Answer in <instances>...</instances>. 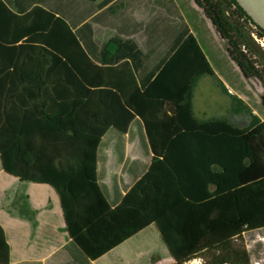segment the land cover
Masks as SVG:
<instances>
[{"label":"trees","instance_id":"trees-1","mask_svg":"<svg viewBox=\"0 0 264 264\" xmlns=\"http://www.w3.org/2000/svg\"><path fill=\"white\" fill-rule=\"evenodd\" d=\"M65 1L0 0V157L5 172L56 191L66 264H92L150 224L171 264H253L264 243L248 249L244 235L264 229V119L229 93L173 0L180 22L169 13L168 28L164 19L126 26L129 0ZM194 1L264 89V51L251 35L252 25L264 30L236 0ZM96 26L116 32L103 39ZM139 29L148 48L123 33ZM204 75L230 97L233 115L250 117L247 126L195 115ZM103 139L116 140L118 157L126 140L142 145L143 159L124 166L130 183L119 203L98 181ZM7 251L0 226V264Z\"/></svg>","mask_w":264,"mask_h":264},{"label":"crops","instance_id":"crops-1","mask_svg":"<svg viewBox=\"0 0 264 264\" xmlns=\"http://www.w3.org/2000/svg\"><path fill=\"white\" fill-rule=\"evenodd\" d=\"M129 1L131 2V9H128L127 15L124 17L123 21L127 22L126 26L130 28L134 25L132 21H137L146 25L157 21V19L166 20V23L162 26L168 28L171 26L167 19V17L170 16L169 13H171L173 26L180 22L175 16V9L170 5V0ZM182 1L183 0H173L181 17L190 28V31L196 36L209 59L198 37L195 22L188 11L184 9ZM65 2L66 4L72 3L71 0ZM194 5L196 6L197 4L193 0L192 6ZM171 7L172 10H170ZM115 32L116 29L96 26V33L103 39H106ZM123 33L124 35L139 38L141 46L148 48V36L144 35L141 29L137 31L132 30L131 32L124 31ZM167 39L166 37V42L163 46L160 44V47L158 45L156 47L161 48V50H167L170 44ZM150 47L151 46H149V48ZM215 72L221 79L216 70ZM193 109L195 115L200 118L194 107V97ZM116 145L117 143L114 139H103L101 141L100 151L102 155L97 160L96 172L102 192L106 198L119 203L121 197L127 191L125 185L130 183V178L124 173V166L128 160L135 158L143 159V151L140 141L133 140L131 142L126 140L123 144V154H121V157H118ZM0 226L4 231L5 240L8 245L7 256L5 258L8 259V264H66L68 262V255L62 249L69 243L70 238L66 231L65 220L56 191L48 184L22 181L18 177L5 172L1 157ZM150 226H154L157 230L154 224H150L144 229ZM134 236L128 238L97 259L92 260V264H98L106 255L120 249ZM158 236L162 242V248L167 249L160 234ZM0 260H2V254Z\"/></svg>","mask_w":264,"mask_h":264},{"label":"rangeland","instance_id":"rangeland-1","mask_svg":"<svg viewBox=\"0 0 264 264\" xmlns=\"http://www.w3.org/2000/svg\"><path fill=\"white\" fill-rule=\"evenodd\" d=\"M192 1L183 0L182 5L193 18L201 44L227 90H231L232 95H237L244 100L255 115L264 119V107L261 100L264 93L262 81L243 75L230 57L224 40L211 21L205 17L197 5L192 6ZM194 107L201 119L227 118L242 127L250 122L248 115L231 113L230 97L221 91L215 78L210 75H204L198 80L194 89ZM158 235L155 227L150 226L131 238L120 249L106 255L98 264H171L173 259L167 249L162 248ZM244 240L248 249H252L255 241L264 243V229L253 232L251 235L246 233ZM199 260H201L200 264H205L202 258H195L186 264H197ZM252 263L264 264V247L258 254L252 255Z\"/></svg>","mask_w":264,"mask_h":264},{"label":"water","instance_id":"water-1","mask_svg":"<svg viewBox=\"0 0 264 264\" xmlns=\"http://www.w3.org/2000/svg\"><path fill=\"white\" fill-rule=\"evenodd\" d=\"M253 22L264 30V0H236Z\"/></svg>","mask_w":264,"mask_h":264},{"label":"built area","instance_id":"built-area-1","mask_svg":"<svg viewBox=\"0 0 264 264\" xmlns=\"http://www.w3.org/2000/svg\"><path fill=\"white\" fill-rule=\"evenodd\" d=\"M253 31L251 33L254 41L264 50V35H260L257 29V26L252 25ZM231 93V90H229ZM201 260L197 261V264H200Z\"/></svg>","mask_w":264,"mask_h":264}]
</instances>
